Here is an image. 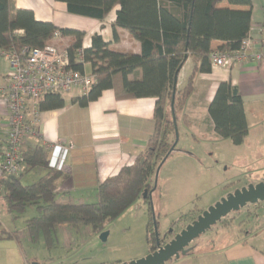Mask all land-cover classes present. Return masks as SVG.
Wrapping results in <instances>:
<instances>
[{
  "label": "trees",
  "instance_id": "trees-1",
  "mask_svg": "<svg viewBox=\"0 0 264 264\" xmlns=\"http://www.w3.org/2000/svg\"><path fill=\"white\" fill-rule=\"evenodd\" d=\"M54 1L64 3L71 15L99 22H104L119 8L113 23L114 41H119L118 30H125L141 44V53L115 51L98 34L92 38L91 47L84 49L83 32L38 21L30 10L12 13L11 0H0V60L4 52H19L24 47L43 49L59 31L63 37H72L69 47L71 68L87 72L85 66L90 65L91 75L96 78L89 93L74 100L75 103L87 107L104 91L113 90L120 100L155 98L156 107L155 131L145 150L133 165L123 167L117 175L99 185L98 202L94 204H62L58 201V181L67 176L51 166L50 152L45 144L25 146L20 175H8L3 170L6 147L0 144V198L5 210L9 215L17 216L35 206L41 215L28 220L26 228L32 243L44 238L48 247L54 245L52 229L61 225L86 226L101 235L105 227L132 208L145 191L152 190L156 170L176 140L173 100L177 122L178 114L183 112L195 90L196 75L212 71V55L217 52L214 42L223 43L220 53L233 54L249 37L252 25V0ZM224 1L249 9L220 8ZM81 50L83 61L80 60ZM189 58L194 63L192 73L184 88H176L173 99L175 78ZM63 97L47 95L40 110L63 108ZM209 116L220 140H229L235 146L246 142L249 127L244 100L232 82L219 84L209 106ZM184 121L189 126L187 117ZM37 169L47 172L33 184L24 185L23 177ZM144 201L149 203L148 195ZM153 220L152 209H149L146 235L151 252L156 248ZM9 239L19 242L18 232H9L0 222V241Z\"/></svg>",
  "mask_w": 264,
  "mask_h": 264
},
{
  "label": "crops",
  "instance_id": "crops-1",
  "mask_svg": "<svg viewBox=\"0 0 264 264\" xmlns=\"http://www.w3.org/2000/svg\"><path fill=\"white\" fill-rule=\"evenodd\" d=\"M219 7L233 10L249 9L247 6L230 5L226 1L222 2ZM11 9L12 13L17 10H30L34 12L38 21L51 22L60 29L83 32L85 34L84 49L91 47L92 38L98 34L115 51L133 54H140L142 51L141 44L125 30L119 29V41H114L113 23L119 8L112 11L104 22L71 15L64 3L54 0H11ZM263 30L264 0H252V25L249 37L254 49L259 47ZM64 38L71 45L72 37ZM222 45V42H214L213 47L217 51L216 53H219V48ZM193 65V60L189 58L181 69L178 75V90L186 86ZM184 72L185 76L183 77ZM8 75L9 64L2 57L0 60V85L7 81ZM227 81L232 82L244 100V110L249 127L248 137L241 146H235L228 140L240 150L247 146V142L254 137V132H264V66L248 61L236 64L229 69L213 66L210 73L197 74L194 82L195 90L188 98L183 112L178 114L177 123L181 121L190 132L187 134H190L195 141H199V137L203 141L220 142L209 116V106L214 100L219 84ZM81 97L80 92L75 91L63 97V108L40 110L39 122L34 128L35 133L26 142V146L72 142V149H64L61 152H55V154L50 152V159L51 166L61 170L67 176L66 179L58 181V200L77 205L97 203L99 185L108 178L117 175L123 167L131 166L136 162L137 157L145 150L155 131L154 112L156 107L155 98L120 100L117 99L113 90L104 91L98 100L91 102L87 107H81L74 102ZM184 117H187L189 126L185 123ZM7 123L5 103L0 100V144H3L4 147H6ZM174 152L162 168L174 156ZM46 172L45 169H42L40 178ZM216 173L218 174V172ZM173 175V170H169L163 180L169 181L171 185L170 177ZM208 180V173H206L198 182H208ZM218 187L216 184V188ZM227 187L226 185L222 188L227 189ZM154 197L152 200L156 211V207H160L161 201L157 199L158 197ZM199 198H201V194H196V199ZM186 215L187 213H183L182 217ZM257 218L259 217H256V220ZM173 223L175 222L170 223L166 229ZM263 230L264 228L258 231H247L235 242L219 248L214 244L217 241L213 242L209 252L206 253L196 255L195 246L187 259L173 264H196L207 258L210 261L206 264H264ZM221 240L225 241L224 238ZM7 241L11 244L14 254H17L18 250L20 252V243L17 240L9 239ZM9 260L4 259L6 263ZM26 264H28L27 260Z\"/></svg>",
  "mask_w": 264,
  "mask_h": 264
},
{
  "label": "rangeland",
  "instance_id": "rangeland-1",
  "mask_svg": "<svg viewBox=\"0 0 264 264\" xmlns=\"http://www.w3.org/2000/svg\"><path fill=\"white\" fill-rule=\"evenodd\" d=\"M86 71L92 73L90 65H86ZM187 133L190 132L180 121L179 142L174 156L162 168L158 177L160 188L157 186L152 194L161 201L160 207L153 210L161 235L167 231L166 227L170 223H179L183 219L179 226L186 227L221 199L250 184L260 183V178L264 177V132H254V137L240 150L228 140L203 141L198 137L199 141H195ZM169 170H173L174 174L170 177L171 185L169 181L163 180ZM41 171L37 169L26 174L23 184H33L40 178ZM206 173L208 182L199 183V179ZM152 184L153 190L155 177ZM226 185L227 189H223ZM196 194H201V198L196 199ZM58 201L67 204L60 199ZM152 203V199L149 204L141 198L132 210L108 224L104 231L109 233L106 242L101 241L100 235L93 233L90 227L61 225L52 229L54 245L48 247L44 238L32 243L26 228V222L40 216L41 212L33 206L21 215L11 216L0 199V222L9 232H18L20 240V252L18 250L17 254H14L7 240L0 241V264H26V260L28 264H124L142 259L151 252L146 228L148 209L150 206L153 209ZM183 213H187L186 217H182ZM256 217L259 218L256 220ZM261 228H264V203L232 213L197 239L191 247L196 246V255L206 253L213 242L217 241L214 244L219 248L235 242L247 231H258ZM222 237L225 241L221 240ZM187 256L178 261L182 262ZM4 259L10 260L6 263ZM208 261L209 258L202 259L196 264H206Z\"/></svg>",
  "mask_w": 264,
  "mask_h": 264
},
{
  "label": "built area",
  "instance_id": "built-area-1",
  "mask_svg": "<svg viewBox=\"0 0 264 264\" xmlns=\"http://www.w3.org/2000/svg\"><path fill=\"white\" fill-rule=\"evenodd\" d=\"M69 47L70 44L58 31L43 49L24 47L19 52L3 53L9 64V75L7 81L0 85V100L5 103L8 118L2 167L8 175L22 173V153L27 140L35 133L44 98L50 94L65 96L75 91L86 96L96 81L94 75L71 68ZM82 59L83 50L80 51ZM212 61L213 66L226 69L248 61L264 66V30L257 49L248 37L239 51L233 54L215 53ZM46 146L53 154L73 148L70 141Z\"/></svg>",
  "mask_w": 264,
  "mask_h": 264
},
{
  "label": "water",
  "instance_id": "water-1",
  "mask_svg": "<svg viewBox=\"0 0 264 264\" xmlns=\"http://www.w3.org/2000/svg\"><path fill=\"white\" fill-rule=\"evenodd\" d=\"M178 75L175 78V91L173 93V99H175L176 96ZM172 111L174 115L173 121L176 125V140L169 154L163 159V161L160 163L156 170L155 188L150 192L145 191L142 197L143 199H146L147 195H149V197L151 196L150 199H152V194L158 186V177L160 170L167 161V159L176 150V146L179 142L178 126L174 114V100L172 102ZM262 203H264V181H261L258 184H250L246 187L238 189L235 192L229 194L227 197L221 199L218 203L210 207L208 210L202 212V214H200L196 220H194L192 223L182 229L178 234L175 235L174 239H172L169 243L164 246H161L162 239L161 234L159 233V223H157V218L153 211L154 204L152 203L153 209L152 207L151 209L153 212L154 233L156 238L157 249L142 259L124 264H168L173 261H178L182 257L187 256L192 251L191 245L197 239L205 235L229 215H231L232 213L240 212L248 206H256ZM108 236V232H103L100 235L101 241L106 242Z\"/></svg>",
  "mask_w": 264,
  "mask_h": 264
},
{
  "label": "flooded vegetation",
  "instance_id": "flooded-vegetation-1",
  "mask_svg": "<svg viewBox=\"0 0 264 264\" xmlns=\"http://www.w3.org/2000/svg\"><path fill=\"white\" fill-rule=\"evenodd\" d=\"M261 180L260 181H264V177L260 178ZM149 196V195H148ZM149 200H150V197H149ZM149 204H150V201H149ZM257 206V205H256ZM149 209H151V206L149 207ZM186 217V216H184ZM197 219V218H196ZM195 219V220H196ZM226 219V218H225ZM183 220V219H182ZM181 220V221H182ZM180 221V222H181ZM194 220H192L193 222ZM180 222L178 223H173L168 229L167 231L161 235V246H164L166 245L167 243H169L172 239H174L175 235L178 234L182 229H184L185 227H180ZM193 248V247H192ZM157 249V247L155 248V250ZM154 250V251H155ZM153 252V251H152ZM151 253V252H150ZM190 254V253H189Z\"/></svg>",
  "mask_w": 264,
  "mask_h": 264
}]
</instances>
